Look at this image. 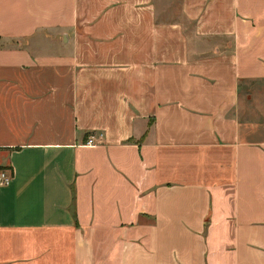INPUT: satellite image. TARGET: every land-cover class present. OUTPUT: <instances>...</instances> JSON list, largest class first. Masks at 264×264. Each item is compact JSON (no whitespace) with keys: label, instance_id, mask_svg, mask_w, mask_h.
I'll return each mask as SVG.
<instances>
[{"label":"crops","instance_id":"0c3cea01","mask_svg":"<svg viewBox=\"0 0 264 264\" xmlns=\"http://www.w3.org/2000/svg\"><path fill=\"white\" fill-rule=\"evenodd\" d=\"M0 171V264H264V0H0Z\"/></svg>","mask_w":264,"mask_h":264},{"label":"built area","instance_id":"2783aa9c","mask_svg":"<svg viewBox=\"0 0 264 264\" xmlns=\"http://www.w3.org/2000/svg\"><path fill=\"white\" fill-rule=\"evenodd\" d=\"M85 144H86V146H94V141H93L92 137L87 139ZM9 180H10V175L4 173L3 171H0V186L7 185Z\"/></svg>","mask_w":264,"mask_h":264}]
</instances>
